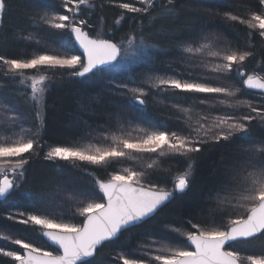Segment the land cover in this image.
I'll list each match as a JSON object with an SVG mask.
<instances>
[{"label":"snow or ice","instance_id":"6c2138e0","mask_svg":"<svg viewBox=\"0 0 264 264\" xmlns=\"http://www.w3.org/2000/svg\"><path fill=\"white\" fill-rule=\"evenodd\" d=\"M104 3L120 10L115 25L133 14L131 30L118 41L112 30L104 31L103 17L98 30L91 23L97 7L92 0H58L57 11L49 10L47 0H23V6L18 0H0V27L5 13L18 11L30 26L46 28L49 35L66 37L70 43L67 50L56 48L28 57L0 55V78L18 80L23 86L20 96L38 122L24 127L15 109L0 102V204L12 203L9 198L24 187L29 166L37 160L82 162L75 167L89 175L92 185L91 190L69 192L70 206L61 201L53 207L49 194L27 192L31 207L10 209L6 217L23 228L17 232L0 229V264H92L88 258L114 245L125 233L130 238L133 229L157 217L190 189L206 146L230 144L237 138L243 143L233 155L221 156V178L209 190L205 207L182 217L179 226L165 224L174 238L141 236L135 247L114 250L109 264H264V137H252L253 122L264 121V60L249 67L257 55L253 43L257 37L264 48V0H257L255 9L245 15L204 10L231 22L233 28L243 26V46L221 42L190 19L181 23V31L187 33L182 40L176 41L163 25L152 33L160 21L180 20L178 0ZM157 9L159 14L153 15ZM145 16L151 17L147 26ZM157 36L176 41L175 47L190 57L205 56L199 65L205 71L197 76L173 70L171 75L124 78L134 66L154 59V53L161 50L153 42ZM19 38L41 43L31 34ZM90 74L107 79L103 88L109 94L108 102L115 105L108 121L116 122L119 134L104 132L87 146L76 140L49 143L43 134L48 107L45 94L57 81H84ZM249 90H258L254 93L258 104L240 99ZM102 97L103 93L87 97L91 114H95L92 102ZM113 97L130 101L136 112L147 110L150 101L166 111L159 125L151 129L137 126L133 130L138 135L133 137L127 129L132 128L135 117L115 104ZM84 99L80 97L81 110ZM172 110L184 113L183 126L170 125V121L180 120ZM215 110L223 114L210 117ZM193 111L198 117L194 122ZM83 123L87 126V121ZM128 160L147 162L139 167H114ZM87 165L94 170L89 171ZM95 169H102L104 175L97 176ZM57 187L65 189L64 185ZM258 240L259 250L250 254L235 247Z\"/></svg>","mask_w":264,"mask_h":264},{"label":"trees","instance_id":"16d2710c","mask_svg":"<svg viewBox=\"0 0 264 264\" xmlns=\"http://www.w3.org/2000/svg\"><path fill=\"white\" fill-rule=\"evenodd\" d=\"M92 2L97 7L92 16L91 23L96 26L97 30L101 26V17H103L104 31L108 32L112 30L114 38L117 41L131 30L133 26V14H128V19L122 21L120 25H115V20L120 10L104 3V0H92ZM18 3L23 6V0H18ZM256 3L257 0H178V6L182 10L180 20L176 23L160 21L151 29V32L155 33L163 25L167 33L175 35L176 41H179L187 35V33L181 31V23L185 19H190L195 21L197 26H203L205 32L216 34L221 42L231 41L234 44L240 43L243 46L242 33L246 31L243 26L236 25L233 28L230 26L231 22L213 14H206L204 10L211 9L214 12L218 10L221 13L224 11H232L234 14L245 15L249 10L255 9ZM47 4L49 5L50 11L59 10L58 0H47ZM82 14L87 15V11H84ZM158 14L159 9L153 13V15ZM150 19L151 17L145 16L143 20L145 26L149 24ZM21 29H24V31L21 32ZM48 32L49 30L46 28L30 26L28 21L18 11L5 13L2 27H0V55H5L9 58H21L28 57L33 53H50L56 48L67 50L70 47V43L66 37L49 35ZM29 34L40 39L41 43L37 44L35 40L28 42L19 38L21 35ZM148 34V32H145V35ZM176 41L161 39L157 36L153 42L158 43L161 50L154 53V59L147 65L139 64L138 66H134L132 71L127 73L124 78H127V76L143 78L149 74L171 75L173 70L176 72L182 71L185 76H187L188 72H192L194 76H197L205 71L199 65L206 57H190L189 54L182 53L175 47ZM45 43L49 46L46 47ZM253 43L256 45L257 55L249 61L250 68L254 67L257 61L264 60V48L261 47L259 38L257 37ZM181 57L185 58L181 59ZM131 59L135 64V58L133 57ZM106 82L107 79H101L99 74L97 76H91L90 74L89 78L84 81L77 78L71 81L64 80L53 83L51 90L45 94L48 105L45 109L46 127L43 133L45 139L49 143L72 142L76 140L80 141L81 145H83L88 144L89 141L94 143L104 132L119 134L116 122L114 120L111 122L108 121V113L114 111L115 105L108 102L109 94L103 88ZM212 82L215 83V81ZM0 83L4 84V87L0 88V102L9 109H15V114L21 117L24 127H30L38 123L34 119L35 112L30 109L29 105L23 102L20 96L23 87L18 83V80L13 83L8 81L7 78H0ZM97 93H103V97L99 102H92L95 114H91L92 108L88 107L89 102L87 97L95 96ZM254 93V91L249 90V94L240 97V99L245 101L251 100L253 103L258 104L259 97ZM82 96L85 97L83 110L80 107V97ZM111 99L120 108L128 112L130 116L135 117L132 128L127 129L132 132L133 137L138 135L133 130L137 126L151 129L159 125L162 119V113L166 111L159 104H154L150 101L147 110L142 113L136 112L129 106L130 101L125 102L124 99L119 97H113ZM183 107L186 108L188 105L185 104ZM225 110L232 111L231 109ZM172 111L175 116L180 117V120H172L169 122L170 125L174 128L183 126L182 122L187 119L184 113L176 112L175 110ZM244 111L246 112L247 109H244ZM11 114L6 113V115ZM221 114H223L221 111L215 110L210 113V117ZM253 115L255 114L253 113ZM191 116L193 122L198 118L196 111H193ZM24 117H27V119H24ZM0 119H3V117L0 116ZM83 121H87V126ZM252 129L253 139L264 137V121L257 119L253 122ZM90 133H93V135H90ZM241 143L243 142L237 138L230 144L206 146L198 161L195 179L190 189L185 194L178 195L157 217L147 221L146 224L141 225L139 228L133 229V234L130 238L129 234L125 233L114 245H108L100 249L97 256L90 259L92 264H97V262L99 264H109L114 250H119L121 247L125 249L135 247L137 240L141 236L151 234V236L157 239L174 238V235L165 229V224L171 223L172 226H179L182 217L187 216L190 212L197 211L201 207H205L204 202L209 190L214 189L221 178L218 172L221 156L224 155L227 157L233 155L234 150ZM146 162L128 160L116 164L114 167H139L142 163ZM86 167L89 171L94 170V166L87 165ZM95 171L97 176L104 175L102 169H95ZM90 179L87 173H82L79 168L75 167V164L70 162L57 161L53 163L43 160L35 161L29 166L28 181L24 184V187L18 192H14L9 198L12 203L0 204V214H2L0 215V229L17 232V230L23 228L22 225H19L15 221L7 220L6 217L10 209L15 211L16 208L31 207V201L26 195L27 192H31L33 195L41 193L49 194L53 202V207L61 201L70 206V203L65 200V197L73 190H91L92 185ZM57 185H64L65 189L61 190ZM212 194L214 196L215 192ZM66 211L70 214L71 209L70 211L66 209ZM260 243L259 240L237 243L235 247L237 250L250 254L253 251L259 250Z\"/></svg>","mask_w":264,"mask_h":264},{"label":"rangeland","instance_id":"374dc122","mask_svg":"<svg viewBox=\"0 0 264 264\" xmlns=\"http://www.w3.org/2000/svg\"><path fill=\"white\" fill-rule=\"evenodd\" d=\"M21 86H22V85H21ZM22 87H23V86H22ZM29 92H30V89H29ZM82 146H87V144H83ZM63 162H64V161H63ZM70 163H72V162H70ZM76 163H82V162L77 161V162L72 163V164H76ZM88 166H91V165H88ZM91 167H92V166H91ZM121 168H123V167L119 166V167H117L116 169L119 170V169H121ZM65 200H67V201L70 203V205L73 204V201L69 200V199L67 198V196L65 197ZM71 211H74V208H72Z\"/></svg>","mask_w":264,"mask_h":264},{"label":"water","instance_id":"95a60500","mask_svg":"<svg viewBox=\"0 0 264 264\" xmlns=\"http://www.w3.org/2000/svg\"><path fill=\"white\" fill-rule=\"evenodd\" d=\"M252 91L256 92V91H258V90H252ZM88 259L90 260V259H92V258H88ZM78 264H79V262H78Z\"/></svg>","mask_w":264,"mask_h":264},{"label":"bare ground","instance_id":"6f19581e","mask_svg":"<svg viewBox=\"0 0 264 264\" xmlns=\"http://www.w3.org/2000/svg\"><path fill=\"white\" fill-rule=\"evenodd\" d=\"M252 91V90H251ZM257 92V91H256Z\"/></svg>","mask_w":264,"mask_h":264}]
</instances>
